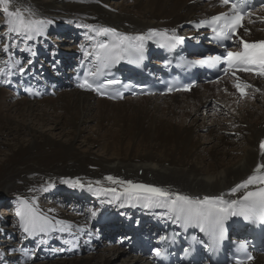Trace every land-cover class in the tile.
Segmentation results:
<instances>
[{"label":"bare ground","instance_id":"1","mask_svg":"<svg viewBox=\"0 0 264 264\" xmlns=\"http://www.w3.org/2000/svg\"><path fill=\"white\" fill-rule=\"evenodd\" d=\"M26 6H30L37 17L55 21L47 32L59 25L80 32L79 47L67 53L57 50L51 53L56 59L52 65L60 64V68L73 58H86L85 50L93 51L96 45L104 42V35L92 33L83 27L85 24L113 27L129 35L145 34L151 29H168L169 32L175 29L182 35L188 33L183 30L186 24L226 10L218 0H12L13 9ZM246 28L251 32L244 31L243 36L252 40L264 37V32L260 31L264 30V25ZM4 29L0 37L6 33ZM47 32L38 38L45 39ZM3 43L0 41V69L11 71V80H14L19 74V66H13L17 59L25 64L23 67H31L24 63L25 57L20 56L22 51L18 49L31 46L39 53V45L32 41L21 42L18 49L10 48L12 55L9 57L2 51ZM50 57L47 58L49 64ZM68 72L67 68L64 73ZM240 80L253 86L246 91L245 99L224 83L198 87L187 94L126 98L118 103L68 87L56 97L39 101L17 98L14 90L0 82V136L6 137L0 143V187L3 186L0 200L12 197L19 206V198L32 201L35 196V207L41 213L62 222L57 228H70L69 232L54 230L35 237H27L20 227L17 230L8 228L10 232L7 233L24 241L43 238L42 241L50 245L55 233L62 237L58 241L72 239L79 243L93 230L94 222L104 218L112 221L123 213L132 214L139 204L120 196L122 189L104 179L108 175L160 186L194 198L205 195L239 198L244 189L235 197L230 195V190L253 175L259 163H264L260 150V142L264 141V81L243 76ZM255 88L260 91L256 92ZM49 127L58 132L57 137L47 132ZM92 128L95 131L89 134ZM83 146L98 149L103 155L96 156L91 150H83ZM77 177L85 185L93 182V188L117 187L115 195L120 199L112 194L98 195L87 187L73 189L61 182L64 178ZM97 180L101 181L100 185L95 184ZM48 182L55 185L49 189L52 196L72 202L75 207L72 218L52 205L45 208L37 205L38 198L45 193L31 190ZM59 191L76 193L80 197L73 198ZM90 197L92 211L97 212L95 217L87 214L84 207ZM159 210L151 208L152 213ZM108 226L111 228L107 230L108 235L122 231L121 221L107 222L102 228ZM2 242L5 249L13 247L7 241ZM104 243L94 254L73 258L60 256L52 260H44L41 254L17 247L10 255L0 253V263L12 258L19 264H29L33 260H29L28 255L35 253L36 260H44L42 264H111L113 259L127 252L117 245L107 248ZM123 264L152 263L130 255ZM253 264H264V257H258Z\"/></svg>","mask_w":264,"mask_h":264},{"label":"snow or ice","instance_id":"2","mask_svg":"<svg viewBox=\"0 0 264 264\" xmlns=\"http://www.w3.org/2000/svg\"><path fill=\"white\" fill-rule=\"evenodd\" d=\"M12 0H0V13L6 14V21L3 25L7 29L4 36L0 37V41H4L2 51L11 57L10 48L18 49V44L21 42L33 41L38 37L46 35L49 26L54 25L55 21L42 17H37V14L30 6L25 8H11ZM222 6H229V10L213 15L210 19L201 21L197 27L207 26L214 34V38L221 43V46L226 51L221 54L209 55L195 61H189L192 67H207L215 69L220 64H224V75H227L229 69L232 71V76L235 77L233 87L237 90L241 97L245 96L246 89L253 86L246 81H241L237 76L238 71L250 72L256 76L264 77V40L248 41L239 35V30L244 29L246 33L251 32L249 28L244 26L245 17H248L249 23L255 21L251 18L253 15L252 5L249 0H220ZM260 7L264 8V2ZM261 22H264V17H259ZM84 28L90 30L96 35H104L112 37L111 43H100L96 45L94 51L85 50L84 57H93L97 62L95 70H90L78 84V87L84 90L95 91L101 95L106 93L103 91L109 86L122 85L125 89L130 87V84H124L123 81L110 78L99 80L106 72L113 67L119 65L121 61H126L130 64L139 66L146 59V43L152 41L155 37L163 38L164 42L155 41L160 48L174 50L178 45L184 43L185 37L177 35L176 30L168 29L158 30L151 29L145 34L129 35L119 32L113 27L100 26L95 24H85ZM7 41H11V44ZM227 42V43H225ZM240 46L239 51L227 50L229 45L237 44ZM20 51H28L31 56H36L37 53L33 47L29 46L26 49H18ZM7 63V61H5ZM22 61L17 59L13 66H19L18 72L24 75L28 69L20 66ZM31 64L32 61L27 62ZM11 71L5 72L0 69V77H5L0 81L5 84L11 83ZM91 77L92 79H89ZM219 79V77H218ZM194 86V82L184 85L183 90L189 91ZM144 87V86H138ZM173 90H181V88L168 87L170 93ZM30 94L39 95L38 91L33 92L32 89H26ZM227 91V89H225ZM259 92V88H255ZM120 98L122 93L118 92ZM115 98V97H113ZM261 154L264 155V141L260 142ZM111 185L119 186L122 191L120 196H124L129 202H135L144 208L167 209L173 214L175 222L182 224L184 227L195 226L205 234L212 237L215 244L219 245L226 239L227 222L233 217L243 218L245 221H259L264 223V163H259L254 169V174L250 175L246 180L237 184L230 190V195L235 197L238 193H243L239 198L224 199L223 196H203L192 197L178 192H172L166 188L144 183H136L132 180H125L116 176L108 175L104 177ZM62 183L73 189H85L95 191L98 195L112 194L115 199H120V196L115 195L118 192L117 187H96L93 188V182L89 181L87 185L80 178H64ZM96 185H100L101 181H95ZM55 185L48 182L45 186L31 191H39L46 193ZM252 186V190H247ZM36 197L29 201L26 198H19V206L16 210V216L19 218V227L27 237H35L37 235H47L48 233L58 230L60 232H69V227H59L62 222L54 221L47 215L41 213L36 207ZM111 202V201H110ZM124 204H121L123 207ZM51 211V210H50ZM96 211L91 212V216L95 217ZM83 231V230H82ZM46 243V241H41ZM67 244L75 246L73 241H65ZM247 241H241L238 245L237 252L246 249ZM15 251V250H13ZM156 256H164L161 249L153 250ZM35 253L28 255L29 260H35ZM247 260H252L253 257L248 255ZM235 264H245V259L239 256L236 258Z\"/></svg>","mask_w":264,"mask_h":264},{"label":"rangeland","instance_id":"3","mask_svg":"<svg viewBox=\"0 0 264 264\" xmlns=\"http://www.w3.org/2000/svg\"><path fill=\"white\" fill-rule=\"evenodd\" d=\"M38 1H42V0H38ZM43 1H45V0H43ZM46 1H48V0H46ZM6 18H7L6 14L0 13V21H2V24L0 25V27H1L0 31L1 32H4V30H5L4 27H3V25H4L3 23L6 21ZM64 30L65 31L63 33L61 32V33L49 34L48 37H47V39H48L47 44L52 42L55 46H57V48L63 50L62 52H64V50L65 51L72 50L75 47V45H77L78 42L81 39L80 34H78L80 32H77L76 30L72 31L70 29H67L66 27L64 28ZM76 42H77V44H76ZM79 46L80 45H77L76 47H79ZM140 99H142V98H140ZM251 100L253 101V99H251ZM34 101H39V100H34ZM93 131H95V128H92L91 130L89 129L88 133L92 134ZM47 132L49 134L54 133L55 137H57V135H58V132H56V131L54 132L52 127H49ZM5 140H6V137L0 136V143L4 142ZM83 150H91L94 153V155L99 156V157L103 155L102 152L99 151L98 149L93 150V149H90L88 147L83 146ZM1 155H3V154L1 153ZM2 187H0V189H2ZM17 204H18V201H17ZM37 205H39L41 207H44V208L52 205V206L58 208L59 210H61L63 212V214H65L66 216L71 217V218L73 217L72 215L74 213V208H75L74 205L72 204V202L70 203L68 201H65V200H62V199H58V198H55V196H52L50 190L48 192H46L45 194H43L40 198H38ZM89 206H91V204ZM84 207H86V206L84 205ZM16 210H17V208L15 206V199H13L12 197H7L5 199L0 200V229H2V230H4L3 228H5L6 230L8 228L9 229H13L14 227L17 226L18 217L16 216ZM86 210H88V209H86ZM89 210H90V208H89ZM17 228H19V224H18ZM17 228H16V230H17ZM6 234L9 235V233H6ZM12 237H14V236H12ZM2 240L9 242V244L11 245V243H10L11 240L8 241L9 240L8 237H7V239L4 238V237H2V238L0 237V245H1L0 248H1V251L2 250H6L7 251V250H10L12 248H16L17 249V247L20 248L18 242H13V247L12 248L5 249L6 245H5L4 242H2ZM21 243H22V241H21ZM22 247H25V245L22 246ZM114 247L115 246H113V245L107 246V248H114ZM5 253L8 254V252H5ZM129 257H130V252L127 251L122 256H119V258L117 257L118 259H116V260L113 259L111 264H123V261L126 260V259H129ZM43 261L44 260L39 258L37 260L35 259V261H33V262L29 263V264H42ZM5 263H8V264H19L18 262L14 261V260H8V262H5ZM0 264H4V263H0Z\"/></svg>","mask_w":264,"mask_h":264}]
</instances>
